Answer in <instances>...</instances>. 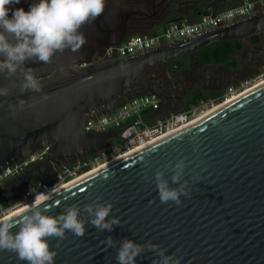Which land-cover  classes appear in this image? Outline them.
<instances>
[{
	"label": "water",
	"instance_id": "1",
	"mask_svg": "<svg viewBox=\"0 0 264 264\" xmlns=\"http://www.w3.org/2000/svg\"><path fill=\"white\" fill-rule=\"evenodd\" d=\"M166 0H105V9L82 31L86 43L77 52L57 54L51 63L28 64L42 81L41 93L20 95L22 76L6 79L0 86L10 95L0 98V173L26 159L45 145L49 154L39 166L15 177L0 189V202L15 201L53 166L96 154L107 147L111 132H85L86 120L106 115L133 97L143 86L144 70L196 54L218 42L247 43L259 37L264 48V7L255 6L246 18L151 50L94 63L109 47L141 34L129 27L135 18H153ZM204 10L198 16H209ZM181 21H166L169 25ZM159 25V24H157ZM75 65V70H73ZM214 65L213 69H220ZM233 81L228 84H236ZM25 100L15 114L9 104ZM161 99V106H166ZM163 113V114H169ZM195 149V150H194ZM185 159V179L191 185L193 170L204 181L192 188L183 206L162 205L153 183L157 169ZM111 202L122 226L111 233L87 227L84 237L66 233L52 240L55 264H115V248L103 241L129 238L150 241L181 264H264V85L222 107L186 129L169 135L109 167L51 196L44 203L49 215L69 205L83 207L97 201ZM22 214V213H21ZM0 264H21L12 253L0 251ZM137 264H152L151 257Z\"/></svg>",
	"mask_w": 264,
	"mask_h": 264
},
{
	"label": "clouds",
	"instance_id": "2",
	"mask_svg": "<svg viewBox=\"0 0 264 264\" xmlns=\"http://www.w3.org/2000/svg\"><path fill=\"white\" fill-rule=\"evenodd\" d=\"M29 7L14 6L21 0H0V75L6 79L22 76L19 92L41 93L42 81L28 64H49L57 54L77 52L86 43L83 26L91 24L105 9V0H27ZM75 70V65H73ZM10 95V89L0 86V98ZM25 104L20 99L17 105L9 104L15 114ZM195 150V149H194ZM188 167L185 159H178L170 169H157L153 183L162 205L183 206V200L192 198V188L204 181V176L193 170L191 185L185 179ZM50 199L37 194L34 203L22 214L0 216V251L12 253L21 264H55L56 251L50 247L52 240L62 241L66 233L84 237L87 227L101 233H111L122 226L121 219L114 215L111 202L94 201L66 206L62 212L49 215L44 203ZM115 248V264H137L138 258L151 257L152 264H181L182 258L170 254L150 241L143 244L133 239L114 240L110 235L103 241Z\"/></svg>",
	"mask_w": 264,
	"mask_h": 264
},
{
	"label": "built area",
	"instance_id": "3",
	"mask_svg": "<svg viewBox=\"0 0 264 264\" xmlns=\"http://www.w3.org/2000/svg\"><path fill=\"white\" fill-rule=\"evenodd\" d=\"M255 6L264 7V0H242L237 5L209 16H199L194 22H176L165 25L161 32L136 34L127 37L119 46L109 47L94 63L110 61L121 57L151 50L166 43L182 41L192 37V33L222 27L246 18ZM264 82V68L251 77L229 85L216 98H202L196 104L169 114L161 113L160 99L147 94L131 98L110 113L85 121V132H111L107 147L93 155L61 162L53 166L51 177L42 182L30 184L15 200L0 202V216L16 208L30 206L37 194L50 196L61 186L99 169L120 156L131 155L153 143L182 131L193 125L217 106L241 95L251 87ZM50 145L43 146L26 159L6 167L0 173V189L15 177L29 169L41 165L46 160Z\"/></svg>",
	"mask_w": 264,
	"mask_h": 264
},
{
	"label": "flooded vegetation",
	"instance_id": "4",
	"mask_svg": "<svg viewBox=\"0 0 264 264\" xmlns=\"http://www.w3.org/2000/svg\"><path fill=\"white\" fill-rule=\"evenodd\" d=\"M121 2L130 7L136 0H121ZM14 7L27 11L29 4L27 0H21V3ZM164 9L165 3L157 10L153 18H135V20L145 21L150 32L156 27L164 26L166 19ZM240 44L242 48L234 52L228 61L234 63V66L225 62L219 65L220 69H213V66L202 65L197 56L189 55L186 56L185 63L180 62L181 58L171 61L168 69L165 65H158L144 70L141 76L144 85L135 87L133 92L157 95L160 103L161 99L164 100L167 104L161 106V113L183 110L197 96L216 98L222 94L229 83L245 80L264 68V48H259V37L257 42L250 38L247 43ZM52 171V169L47 171L40 177L39 182L48 180Z\"/></svg>",
	"mask_w": 264,
	"mask_h": 264
},
{
	"label": "trees",
	"instance_id": "5",
	"mask_svg": "<svg viewBox=\"0 0 264 264\" xmlns=\"http://www.w3.org/2000/svg\"><path fill=\"white\" fill-rule=\"evenodd\" d=\"M242 0H167L165 1L166 21L173 19H181V22H194L204 10H211L213 13L221 12L231 8ZM129 27L133 32L141 34L149 33L148 25L143 20H132ZM254 42H257V36L252 37ZM242 48L239 42H218L198 53H196L198 61L202 65L214 66L227 62L230 66L234 63L228 62L230 56ZM204 97L197 96L189 105L196 104ZM188 105V106H189Z\"/></svg>",
	"mask_w": 264,
	"mask_h": 264
},
{
	"label": "bare ground",
	"instance_id": "6",
	"mask_svg": "<svg viewBox=\"0 0 264 264\" xmlns=\"http://www.w3.org/2000/svg\"><path fill=\"white\" fill-rule=\"evenodd\" d=\"M262 85H264V82H262V83H260V84H258V85H255V86H253V87H251L250 89L246 90V91H245L244 93H242L241 95H239V96H237V97L231 99L229 102H226V103H224V104H222V105H220V106H217L216 108H214L213 110H211V111H210L205 117H208L209 115L215 113L216 111H218V110L221 109L222 107H224V106H226V105L232 103L233 101H235V100H237L238 98H240V97L246 95L247 93H250L251 91H253L254 89H256V88H258V87H260V86H262ZM203 119H204V118H203ZM201 120H202V119H199V120H197L196 122H194L193 124H196L197 122H199V121H201ZM135 153H136V152H135ZM127 156H129V155L120 156V157H118V158H116V159H114V160H112V161H109V162L106 163L105 165L101 166L99 169H96V170H94V171H92V172H90V173H88V174L82 176L81 178H78V179H76V180H74V181H71V182H69V183H67V184H65V185H63V186H61L59 189H57L56 191H54V192L50 195V197L53 196V195H55L56 193H59V192L63 191L64 189H66V188H68V187H70V186H72V185L78 183L79 181H81V180H83V179H86L87 177H89V176H91V175H93V174H95V173H97V172H99V171H101V170H103V169L109 167L110 165L116 163L117 161H120L121 159H123V158H125V157H127ZM30 206H31V205H30ZM26 207H29V206H24V207L16 208V209H14V210L9 211V212H8L7 214H5L4 216L12 215L13 213L21 214V213H23V211H24V209H25Z\"/></svg>",
	"mask_w": 264,
	"mask_h": 264
},
{
	"label": "rangeland",
	"instance_id": "7",
	"mask_svg": "<svg viewBox=\"0 0 264 264\" xmlns=\"http://www.w3.org/2000/svg\"><path fill=\"white\" fill-rule=\"evenodd\" d=\"M134 1H135V0H134ZM162 27H163V26H162ZM162 27H157L155 31L158 32V33L161 32V31H162V30H161ZM192 55L197 56L196 54H192ZM186 59H187V57L184 58V59L181 58L180 62H181V63H185V62H186ZM259 70H260V69H259ZM256 73H257V72H256Z\"/></svg>",
	"mask_w": 264,
	"mask_h": 264
},
{
	"label": "crops",
	"instance_id": "8",
	"mask_svg": "<svg viewBox=\"0 0 264 264\" xmlns=\"http://www.w3.org/2000/svg\"><path fill=\"white\" fill-rule=\"evenodd\" d=\"M165 27V25L161 28V30L163 29ZM157 28V27H156ZM156 28H154L153 30H151L149 33H151V32H156L155 30H156ZM232 85V84H231Z\"/></svg>",
	"mask_w": 264,
	"mask_h": 264
}]
</instances>
